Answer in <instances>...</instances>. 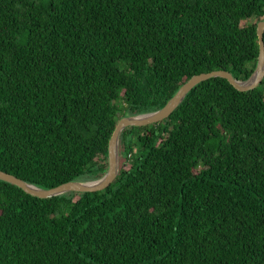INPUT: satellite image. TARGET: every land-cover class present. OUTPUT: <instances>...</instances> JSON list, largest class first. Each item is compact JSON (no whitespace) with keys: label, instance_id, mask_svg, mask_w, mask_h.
<instances>
[{"label":"trees","instance_id":"trees-1","mask_svg":"<svg viewBox=\"0 0 264 264\" xmlns=\"http://www.w3.org/2000/svg\"><path fill=\"white\" fill-rule=\"evenodd\" d=\"M261 19L264 0H0V170L41 188L102 177L120 117L195 74L247 79ZM119 155L98 191L0 179V264H264V77L199 82L125 128Z\"/></svg>","mask_w":264,"mask_h":264},{"label":"water","instance_id":"water-1","mask_svg":"<svg viewBox=\"0 0 264 264\" xmlns=\"http://www.w3.org/2000/svg\"><path fill=\"white\" fill-rule=\"evenodd\" d=\"M256 32L258 35L259 52L255 69L251 75L244 80L235 78L232 73L224 69H216L191 76L184 82L166 104L154 111L136 115L122 116L117 121L115 128L108 141L107 170L98 179L90 181H67L50 188H41L26 182L17 176L0 170V179L14 184L33 196L48 198L66 192H93L107 187L116 177L119 170V141L121 132L131 126H143L153 122L162 121L180 104L185 95L199 82L211 77H223L239 91H247L255 88L264 77V19L257 22Z\"/></svg>","mask_w":264,"mask_h":264},{"label":"rangeland","instance_id":"rangeland-1","mask_svg":"<svg viewBox=\"0 0 264 264\" xmlns=\"http://www.w3.org/2000/svg\"><path fill=\"white\" fill-rule=\"evenodd\" d=\"M248 21H252V22H254V21H256L254 18H252V19H249ZM248 21H246V22H248ZM246 22H244V23H246ZM120 156V155H119Z\"/></svg>","mask_w":264,"mask_h":264}]
</instances>
